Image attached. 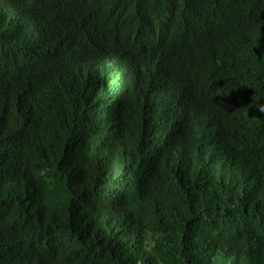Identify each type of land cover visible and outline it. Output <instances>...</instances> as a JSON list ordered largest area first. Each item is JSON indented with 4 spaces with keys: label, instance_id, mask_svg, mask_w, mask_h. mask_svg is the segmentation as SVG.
I'll return each instance as SVG.
<instances>
[{
    "label": "trees",
    "instance_id": "trees-1",
    "mask_svg": "<svg viewBox=\"0 0 264 264\" xmlns=\"http://www.w3.org/2000/svg\"><path fill=\"white\" fill-rule=\"evenodd\" d=\"M15 53L0 264H264V0H0Z\"/></svg>",
    "mask_w": 264,
    "mask_h": 264
},
{
    "label": "clouds",
    "instance_id": "clouds-1",
    "mask_svg": "<svg viewBox=\"0 0 264 264\" xmlns=\"http://www.w3.org/2000/svg\"><path fill=\"white\" fill-rule=\"evenodd\" d=\"M12 24L9 23L7 24V29L8 31L10 29H14L12 28ZM39 36H40V26L39 24H37L36 28L34 27L33 29V33H29L26 29H24L23 31V36H22V41L24 43V45H22L19 42V45H22L24 47L25 50H27V48L29 49V51L35 52L38 49V40H39ZM18 54H9L7 56H2L0 54V73H6L7 71H9L13 66H11L7 61H14V60H18ZM6 60V61H5ZM258 110L261 113H264V103H259L258 105H255Z\"/></svg>",
    "mask_w": 264,
    "mask_h": 264
}]
</instances>
